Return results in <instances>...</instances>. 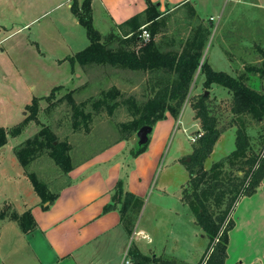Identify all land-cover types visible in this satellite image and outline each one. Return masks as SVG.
Wrapping results in <instances>:
<instances>
[{
	"label": "rangeland",
	"instance_id": "1",
	"mask_svg": "<svg viewBox=\"0 0 264 264\" xmlns=\"http://www.w3.org/2000/svg\"><path fill=\"white\" fill-rule=\"evenodd\" d=\"M77 1L79 4L82 3V0ZM232 1L221 0L216 13L212 9L198 19L193 17L189 7L176 9L170 14L163 12L155 41L162 52L180 53L198 27L203 26L209 35L201 53V64L206 61L213 70L227 72L233 76L227 66L228 60L236 76L247 74L245 84L250 89L264 92V78L246 70L249 65L254 68L264 66V0H257L253 6L250 0H239L241 4L238 5L236 13L240 18L247 13L253 14L252 20L249 21L251 17L249 15L247 21L241 23L242 28H238L243 30L241 34L236 32L234 34L236 29L233 17L228 16L225 29L221 30L222 26H218L217 23V15L223 14L225 9L228 10ZM244 3L249 4L246 5L248 8L242 6ZM71 5L72 0H0V127L8 130L17 127L28 115L27 105L31 104L33 98L43 99L59 86L65 89L50 102L40 100L38 123H28L20 136L10 139L9 143L0 149V212L5 211L7 214L0 221H10L11 215L19 217L25 210L27 211L26 208L41 203L28 180V175L34 174L40 182L47 185L48 191L52 194L58 192L68 182V175L63 173L47 154L40 156L26 168L17 161L14 149L33 137L41 125L48 126L59 141L70 143V155L75 166L127 136L120 127L122 123L132 119L127 107L120 106L112 116L105 111L98 114L93 112L92 104L100 99L103 93L118 89L119 103L132 97L141 104L153 95L151 88L156 86L157 78L168 77V74L162 72H133L109 65H90L81 68L76 62H72L71 59L89 45V40L84 27L73 15ZM210 16L214 19L211 20ZM92 18L94 28L103 37L109 36L110 30L115 26L109 23V19L103 16L100 9H96ZM144 29L150 34L148 26ZM140 38L145 42L150 39L149 37L145 40L141 36ZM112 40L110 43L114 49L122 48L121 36ZM199 72L200 69L193 76L187 100L178 117L171 116L175 123L169 131L168 138L161 140V157L153 177L148 181L145 203L150 204L145 214L143 211L140 213L143 215L140 228L146 230L148 237H142L143 240L133 237L134 239L127 242L124 253L127 251L125 254L127 259L132 261L131 264L133 255L130 256V252L134 251L135 246L144 255L158 254L163 257L162 260L171 261L172 264H198L207 250L208 239L195 222L188 204L184 203L183 208L180 199L183 188L189 187L187 185L190 176L185 161L190 159L195 144L188 137L196 139L197 131L200 129L191 107V103L205 92L202 86L204 76ZM66 90H73L76 103H85L86 111L93 113L89 131L73 130L72 111L64 100ZM208 97L207 103L218 120L220 135L212 154L205 162V170H209L213 163L235 150L236 127L237 123L239 124L237 118L230 112L232 98L225 88L211 86ZM245 120L251 141V149L247 156L254 157L260 153L263 146L264 121L257 123L250 118ZM153 137L152 133L149 139ZM123 141H127L131 151L136 150L138 145L136 134ZM119 158L117 157V160ZM132 159L125 160L121 174L123 177L115 184L114 195L119 189V184L122 191H125V175L131 170ZM238 167L224 165L225 183L229 177L241 175ZM263 193L264 187L261 188L260 195L254 194L258 195L257 199L251 200L250 203L254 205ZM254 195L241 197L239 204L234 206L232 214L230 213L234 228L238 223L236 220L243 216L246 209L243 201L251 199ZM226 205L227 202L220 210H224ZM211 209L216 214L220 211L213 206ZM251 221L250 218L242 220L246 223L239 222L238 230L231 234L232 240L231 242L229 240L225 264L239 263L241 256L248 253L244 250L254 243V233L243 240V229L253 228L254 231L259 227L262 229L264 216L258 218V221H252L253 225H250ZM149 238L152 242L150 244ZM261 240H264V235ZM20 257L18 255L15 260L20 262ZM2 260L4 263L0 260V264H6V260ZM97 260L102 264L100 259ZM39 262L35 256L33 263Z\"/></svg>",
	"mask_w": 264,
	"mask_h": 264
},
{
	"label": "trees",
	"instance_id": "2",
	"mask_svg": "<svg viewBox=\"0 0 264 264\" xmlns=\"http://www.w3.org/2000/svg\"><path fill=\"white\" fill-rule=\"evenodd\" d=\"M145 1L147 9L143 14L131 17L124 23L116 25L110 30L109 36L103 37L93 25L92 0H83L80 4L77 0H72L71 11L84 27L89 45L76 54L71 61L76 62L81 68L90 65H109L133 72L156 71L168 74V77L157 78L156 86L151 88L153 95L144 103L138 104L132 97L119 103L117 101L120 96L119 90L112 89L103 93L102 97L92 104L93 112L98 114L105 111L109 116H112L120 106L127 107L132 119L120 125L127 134L122 140L136 134L145 125L154 126L157 122L165 120L168 114L177 118L187 100L193 76L198 69H200L199 73L204 76L202 86L205 91H208L211 86H220L231 94L230 112L240 124L237 123L236 127L235 150L220 161L213 163L209 170H205L204 165L212 154L220 135L218 120L211 112L207 103L209 97L205 96V92L191 103L195 119L200 123L201 136L194 144L193 151L189 156L190 161H185L190 178L187 185L189 187H184L182 190V201L188 204L195 222L208 239L207 250L198 264H225L228 258L229 232L234 228L232 210L241 197L254 195L264 181V142L259 154L254 157L247 156L251 149V141L245 120L250 118L257 123L264 121V92H257L245 84L247 74L233 77L225 72L213 70L206 61L201 64V53L209 35L203 26L198 27L182 52H162L155 37L163 13L157 11V7L150 0ZM146 26L149 27L150 39L145 42L141 40L140 34ZM118 33L119 35H117ZM118 36L123 38L122 48L114 49L110 42ZM246 70L248 73H256L264 78V66L254 68L249 65ZM171 75H173L172 78ZM63 90L65 91L59 86L43 99L33 98L31 104L27 105L28 115L17 127L9 130L0 127V149L7 145L9 138L20 136L28 123H38L40 100L50 102ZM66 91L64 100L72 111L73 130L85 129L86 132L89 131L93 113L86 111L85 103H76L73 90ZM147 147L148 144L137 145L136 150L132 151V156L137 157L145 152ZM70 151V143L59 141L57 135L46 125H41L40 130L33 137L14 149L17 161L22 167H28L34 160L47 154L66 175L73 170ZM225 164H230L232 167L238 165L241 175L227 177L225 183L223 171ZM244 167L246 168L244 169ZM28 180L42 204L50 205L57 199V194L50 193L47 185L40 182L34 174L28 175ZM120 187L119 184V189L113 196V202L120 203V216L122 219H126L125 226L127 232L131 234L135 220L132 215H137L142 203L132 193H124ZM225 200L227 205L221 211L220 208L225 205ZM212 206L220 210L218 214L212 211ZM112 207L113 205H107L104 212L109 211ZM5 216H7L6 212L1 211L0 219ZM10 220L16 222L24 234H30L36 229V222L29 210L19 217L11 215ZM131 255H133V264H172L171 261L161 258L143 256L135 250L130 252Z\"/></svg>",
	"mask_w": 264,
	"mask_h": 264
},
{
	"label": "crops",
	"instance_id": "3",
	"mask_svg": "<svg viewBox=\"0 0 264 264\" xmlns=\"http://www.w3.org/2000/svg\"><path fill=\"white\" fill-rule=\"evenodd\" d=\"M150 1L157 7V11L167 12V14L179 8L189 7L193 17L197 19L203 13L211 12L212 9L216 13L221 2V0H217L218 2L216 0ZM250 1L252 6L258 2L257 0ZM232 2L228 10L225 9L223 14L217 15V23L218 26H222L221 30L222 28L225 29L224 26L228 16L233 17L235 20L233 24L236 29L234 34L235 32L241 34L243 30H238L239 27L242 28L241 23L247 21L249 15L251 16L249 21L252 20L253 14L247 13L241 19L240 15L236 13L241 1L233 0ZM246 5L249 6L246 3L242 4L243 7L248 8ZM97 8L101 10L103 16L109 19L110 24L116 26L131 17L143 14L147 9V4L145 0H92L93 17ZM210 19L214 18L210 16ZM237 19H240V21ZM224 57L226 58L225 55ZM227 62L230 73L236 76L235 70L231 67L232 65L228 60ZM196 122L200 125L198 120ZM174 123L175 120L171 116H167L165 120L152 126L154 137L149 139L146 151L133 159L130 158L133 156L127 141L119 140L93 157L75 166L73 165V170L67 174V184L55 193L57 199L52 204L35 203L29 209L26 208L27 211H31L36 222V229L30 234L22 233L14 221L1 220V263H4L2 260L4 259L6 264H34L33 261L36 256L40 261L39 264H100L97 259H100L102 264H127V261L131 264L132 261L128 260L125 254L127 251L125 253L124 251L127 242L133 237H148L146 230L140 228L143 216L140 213L143 211V214H145L149 207L150 203H145L149 188L148 181L153 177L161 157V140L168 138L169 131ZM198 132H201V128ZM10 139H8V143ZM159 148L160 150H158ZM117 157L120 158L117 160ZM127 159H132L133 163L131 170L129 169V173L125 175L124 193H132L142 203L137 215H132L135 224L131 234L127 232L126 219H122L120 216V203L113 202L114 186L119 178L123 177L121 174ZM262 187H264V181L257 189L256 193L258 195H260ZM258 195L243 201V204H246V209L244 214L242 212L243 216L239 218L240 221L236 220L238 223L235 224L234 230L229 233L230 242L232 240L231 234L238 230L239 222L245 224L246 222H242V220L247 218L258 221V218L264 216V193L254 205L250 203L256 200ZM180 199L184 208V202L182 198ZM107 205H113V207L104 212ZM252 221L250 225H253ZM243 230V240L254 233V243L250 247H245L244 251L248 253L241 256L239 264H264V240H261L262 235H264V226L262 229L261 227L257 228L256 231L253 228H248L249 231L247 229ZM141 231L144 235L139 234ZM143 238L140 240H143ZM148 242L149 244L152 243L151 238ZM133 250L146 257L163 258L161 255L158 256L154 253L152 254L154 256L144 255L137 246ZM18 255L21 256L20 262L15 260Z\"/></svg>",
	"mask_w": 264,
	"mask_h": 264
},
{
	"label": "water",
	"instance_id": "4",
	"mask_svg": "<svg viewBox=\"0 0 264 264\" xmlns=\"http://www.w3.org/2000/svg\"><path fill=\"white\" fill-rule=\"evenodd\" d=\"M205 96H208V91H205ZM153 127L150 125H145L140 128L136 133L137 144L138 146H143L149 143V136L151 135ZM190 159H187L189 162Z\"/></svg>",
	"mask_w": 264,
	"mask_h": 264
},
{
	"label": "built area",
	"instance_id": "5",
	"mask_svg": "<svg viewBox=\"0 0 264 264\" xmlns=\"http://www.w3.org/2000/svg\"><path fill=\"white\" fill-rule=\"evenodd\" d=\"M140 36H141L142 38H144L145 40H147V39H149L150 34H148L147 30L142 29V32H141ZM184 132H185V131H184ZM200 136H201V133L198 132V135H197V138H196V139H195V138H192V137H188V138H190V140H191L192 143H195L196 140H197ZM126 263L129 264L128 261H127Z\"/></svg>",
	"mask_w": 264,
	"mask_h": 264
},
{
	"label": "clouds",
	"instance_id": "6",
	"mask_svg": "<svg viewBox=\"0 0 264 264\" xmlns=\"http://www.w3.org/2000/svg\"><path fill=\"white\" fill-rule=\"evenodd\" d=\"M139 234H140V235H144L143 231H141Z\"/></svg>",
	"mask_w": 264,
	"mask_h": 264
}]
</instances>
